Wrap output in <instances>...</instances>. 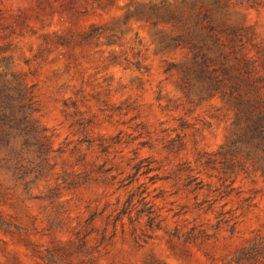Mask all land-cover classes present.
<instances>
[{"label":"rangeland","instance_id":"374dc122","mask_svg":"<svg viewBox=\"0 0 264 264\" xmlns=\"http://www.w3.org/2000/svg\"><path fill=\"white\" fill-rule=\"evenodd\" d=\"M166 8L237 30L238 55L264 73V0H0V89L27 91L34 126L0 127V264H264V174L239 172L220 196L202 162L236 110L179 85L192 52L161 40L181 25L145 18ZM93 26L102 33L86 37ZM249 91L264 98V83ZM185 167L204 188L186 185ZM227 210L233 232L219 223ZM193 226L214 236L186 240Z\"/></svg>","mask_w":264,"mask_h":264},{"label":"trees","instance_id":"16d2710c","mask_svg":"<svg viewBox=\"0 0 264 264\" xmlns=\"http://www.w3.org/2000/svg\"><path fill=\"white\" fill-rule=\"evenodd\" d=\"M146 20L153 24L159 21L172 22L174 25H181V31L161 40L165 47L186 46L193 55L192 65L186 67L180 77L179 85L185 90L190 91L194 86L201 94L207 96L220 95L232 100L236 113H234L232 125L234 133L227 142L221 145L215 152L206 153L205 160L202 162L204 168L210 172L216 171L215 176L225 185V189L220 191V196L224 197L231 193L235 187V175L239 172L249 173L260 171L264 174V98L258 94H250L249 88L257 83H264V73L257 74L253 63L255 59H246L238 55L242 42L238 36V31L224 26L218 29L217 25L207 17L197 16L189 23L188 19L180 15L177 11L166 8L157 11L154 15H146ZM206 20V22H205ZM207 32H206V31ZM97 26H93L86 37L91 38L101 34ZM227 36L228 43L224 40ZM220 49V56L210 54L212 47L208 43V37ZM109 42L111 39H108ZM228 47V48H227ZM227 48V49H226ZM235 54L234 61L230 62V55ZM174 64L170 63L166 68L170 71ZM264 71V63L262 65ZM3 95V96H2ZM2 107L0 109V127L17 126L21 131L28 132L34 128L32 97L23 87H19L15 94H3L0 89ZM13 101H17L15 104ZM14 113V114H13ZM15 113H19L18 116ZM9 131L1 129L0 140H8ZM186 176V185L191 190L202 189L205 186L203 180L192 169ZM136 194V193H135ZM134 193H132L125 205L122 213H127L125 209L133 204ZM144 205L139 213L147 216V225L160 226L157 221V214L151 205ZM229 214V215H226ZM219 223L225 222L227 229L233 232L236 221L232 210L219 212ZM176 237H180L178 231H174ZM214 236L205 228L193 226L185 235L186 240L195 241L197 239L207 240ZM249 249L243 248L239 251L237 259L247 258Z\"/></svg>","mask_w":264,"mask_h":264}]
</instances>
